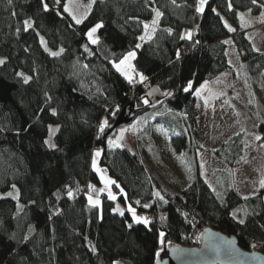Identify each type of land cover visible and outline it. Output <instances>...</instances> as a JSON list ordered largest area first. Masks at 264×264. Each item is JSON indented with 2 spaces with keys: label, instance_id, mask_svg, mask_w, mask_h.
I'll list each match as a JSON object with an SVG mask.
<instances>
[{
  "label": "trees",
  "instance_id": "16d2710c",
  "mask_svg": "<svg viewBox=\"0 0 264 264\" xmlns=\"http://www.w3.org/2000/svg\"><path fill=\"white\" fill-rule=\"evenodd\" d=\"M196 2L177 0L173 5L171 0H97L85 23L77 25L62 11L59 15L42 12L39 0H12L11 4L0 0V58L6 59L0 66V192L10 190L15 183L20 189V203L25 206L16 216V201L0 200V264H155V253L163 252L158 243L159 231L166 233L165 245L195 246L208 227L235 235L247 249L255 244L264 251V229L260 228L264 225V189L244 201L222 169L219 172L224 175V183L216 188L224 194L226 206H222L199 168L192 169L187 186L175 191L130 148L110 149L107 145L113 135L108 131L125 109L131 122L148 111L158 110L160 115L154 121L168 127L173 143L180 150H197L195 90L204 81L233 70L228 44L222 43L227 38L233 40L241 55L243 77L259 114V130L264 139V106L259 101L264 52L255 50L239 19L241 12L260 15L264 9L252 5L251 0H232L230 11L227 0H210L204 15L199 16L194 11ZM153 8L164 13L160 30L153 41L140 42L143 23L154 18ZM220 17L236 31L229 32ZM29 18L35 21V27L25 31L23 21ZM100 21L104 23L98 32L101 43L91 45L95 55H89L82 48L87 43L85 33ZM196 25L199 29L193 40H199L198 45L179 39L180 34ZM169 27L173 29L171 36L163 31ZM40 36L50 49L63 46L66 52L60 58L51 57L40 44ZM137 43H143V47L136 49L134 64L149 79L144 84L130 85L110 61L133 50ZM177 50L181 53L179 61L175 57ZM82 64L88 68L83 69ZM21 71L34 76L30 84L24 85L16 75ZM188 81L193 82L194 90L184 92L181 89ZM154 86L159 87L161 94L151 103L145 94ZM164 91L174 95L165 96ZM45 92L53 97L48 105ZM52 107L57 108V117L51 115ZM106 117L110 127L101 136L98 125ZM48 125L60 126L53 140L59 150L44 144ZM246 144L241 132L215 153L229 167H235L248 157ZM97 148L104 149L101 165L127 193L126 198L120 195L119 202L131 203L137 212L150 213L154 218L166 215V221L154 219L150 231L135 223L129 229L130 214L126 211L121 217L113 212L117 201H110L105 195L100 209L88 204V186L100 183L91 166ZM66 186L74 198L67 197ZM155 191L169 202L158 201ZM145 203L152 207L143 208ZM241 206L253 213L245 225L237 224L230 215ZM56 209L62 210L58 216L52 214ZM29 225L35 227V232L28 241H22ZM13 233L15 240L10 239ZM90 244L96 247V253L91 252Z\"/></svg>",
  "mask_w": 264,
  "mask_h": 264
},
{
  "label": "rangeland",
  "instance_id": "374dc122",
  "mask_svg": "<svg viewBox=\"0 0 264 264\" xmlns=\"http://www.w3.org/2000/svg\"><path fill=\"white\" fill-rule=\"evenodd\" d=\"M77 2L87 5L89 0H77ZM79 11H84V9L81 8ZM241 13L245 14V19L250 21L251 25L245 27L241 24L242 28L245 29L256 48L264 52V22H261V14L247 15L245 12ZM227 40L231 41L228 44L227 52L233 70L214 80L204 81L196 89L199 90L202 85H207L199 96L195 93L197 143L199 146L197 150H180L173 143L168 127L162 122L154 121L160 115L158 110L148 111L140 115L134 122L118 127L117 133L109 138L115 140L121 129H127L122 141L123 146L130 148L143 158L147 166L153 168L165 180L164 182L175 191L182 190L191 182V173L195 168H199L202 176L215 188L224 183V175L219 172L223 169L226 170V177L230 179L240 196L248 195L254 190L258 193L263 190L259 189V180L264 177V139H255L257 135L262 137L259 130V114L250 99L247 83L243 77L241 55L233 40L231 38H227ZM259 92V101L264 106V79L259 84ZM148 127L153 132L154 139L151 145L146 143L147 139L151 138L150 133L146 132ZM161 128L164 131H161ZM241 132H244L247 139L248 157L237 166L229 167L215 151L231 137ZM99 166L105 170V174L109 178L113 179L108 169L101 165V157ZM192 168L193 170H191ZM98 176L100 178V174ZM90 185L95 186L97 190L104 188L101 180L99 184L91 183ZM111 190L117 194V204L122 207L119 202L120 191L114 185H112ZM89 191L88 187V193ZM4 192L6 191L0 193ZM92 195L96 198L97 193H92ZM105 195H107L106 192L99 194L101 203ZM252 249L262 250L260 245H256Z\"/></svg>",
  "mask_w": 264,
  "mask_h": 264
},
{
  "label": "snow or ice",
  "instance_id": "6c2138e0",
  "mask_svg": "<svg viewBox=\"0 0 264 264\" xmlns=\"http://www.w3.org/2000/svg\"><path fill=\"white\" fill-rule=\"evenodd\" d=\"M12 0H9V3L11 4ZM97 2V0H89V3L87 5L84 4H80L77 2V0H66V2H62V0H39V4H40V10L44 13H48V12H55L57 15H59L61 13V11L63 13H67L71 19L75 22V24L77 25H81L84 24L85 21L88 19L93 5H95ZM51 3V6H50ZM171 3L173 5H176L177 0H171ZM210 0H197V2L194 4V11L195 13H197L199 16H203L205 11H206V7L209 5ZM251 4L252 5H257L259 8L264 9V3L259 2V0H251ZM179 6V5H177ZM227 7L228 9L231 11L233 8L232 5V0H227ZM84 9V11H79V9ZM152 11L154 12V18L151 20L150 23L145 22L143 23V34L140 35L138 37V40L140 42H150L153 41L157 31L160 30V21L161 18L163 17L164 13L161 12L159 9L157 8H153ZM211 12L215 13L216 16H220V13L217 12V10L215 8H211L210 9ZM252 9L249 8L248 12L251 13ZM14 14V13H13ZM220 19L223 21V26L229 31V32H235L236 29L233 28L227 20H224L223 17H220ZM239 19L240 22L242 24V26H251L250 25V21H247L245 19V14L244 13H240L239 14ZM261 22H264V12H261ZM23 26H24V30L27 31L29 29H33L35 27V21L31 18L29 19H25L23 21ZM104 28V23L103 21L97 22L95 23L92 27H90L87 32L85 33V36L87 38V43H84L82 45V48L84 50L85 53H88L89 55H95V53L92 51L91 45H100L101 43V38L98 35V32L100 29ZM199 29V25H196L195 29L192 30H185L182 34H180L179 39L182 41H192L193 42V46L198 45L200 43L199 40H193L194 35L196 34V32ZM20 29H17V32H19ZM164 32H166L169 36H171L173 34V29L172 28H165L163 29ZM39 42L40 44L43 46V49L46 53H48L51 57L53 58H60L65 52L66 49L63 46H60L57 50H52L49 48L48 46V42L45 40V38L43 36L39 37ZM222 43L224 44H229L231 43L230 40H224L222 41ZM143 47V43H137L134 47L133 50H129L126 53L122 54L121 57L119 59H113L110 61L111 66L115 69V71L117 73H119L121 76H123L125 78V80H127V82L132 85L134 83H140V84H144L149 78L148 76H146L143 72L138 71L135 64L133 63V61H135L137 59V51L136 49H141ZM257 52L260 51V49H255ZM175 57H176V61H179L181 59V53L179 50L176 51L175 53ZM6 63V59L4 58H0V66L4 65ZM76 63H79V60L77 59ZM170 63H172V61H170ZM76 67V64L73 65V68ZM81 67L83 69H87L88 65L87 64H82ZM16 75L18 77L21 78V81L24 85H28L30 84L33 79L34 76L33 75H28L25 74L24 72H17ZM73 75H75V72H73ZM207 85H202L201 89L199 90H195L196 95H200L201 91L206 88ZM182 91L184 92H190L193 91V82L192 81H188V83L186 84V86H184L182 89ZM99 91V89H98ZM165 96H173L174 93L172 91H167L163 93ZM45 96V105H48L52 102L53 97L48 94L47 92L44 93ZM144 103H148L147 100L144 101ZM205 103H207V101H205ZM41 111H43V109H41ZM50 113L53 117H57L59 115V112L57 110V108L52 107L50 108ZM112 115H115V112L111 113ZM110 124H109V120L108 118H104L98 125V134L99 135H103L105 133V129L109 128ZM60 131V126L56 125H48L47 126V132H48V138L46 140H44V144L47 146V148L51 149V150H59L58 145L56 143L53 142L54 137L57 133H59ZM127 131V129H121L120 133L118 135V137L113 140V139H108L107 140V145L108 147L111 148H122L123 144L122 141L124 139V134ZM161 131H164V129L161 128ZM256 140H261L262 137L261 136H256L255 137ZM104 149L103 148H97L94 153H93V157H92V161H91V166L93 168V170L100 174V180L103 182L104 184V188H101L99 190L96 189L95 186L93 185H89V193L87 195V201L88 204L91 207H95L97 209H100L101 207V200L99 199V194L106 192L107 193V198L110 201H116L118 199V196L116 193H114L111 188L112 185H116V181L109 178L106 174H105V170L102 169L99 166V160L100 157L103 153ZM205 183H208L207 180H205ZM117 188H119L120 193L126 198L127 197V193L124 192L123 188H120L119 185H116ZM208 187L212 190V192L215 194L216 198L221 202L222 206H226L225 204V199H224V194L220 191H217V189L211 184L208 183ZM66 188H68L67 190V197L69 199L74 198V193L71 190V188L69 186H66ZM10 189L9 191H6L4 193H0V200L3 199H12L13 201H16V206H17V212L15 213L16 216H19L24 209V205L20 203V189L17 187V185L15 183H12L10 185ZM259 189H264V177H262L259 180ZM92 193H97L96 198L93 197ZM153 195L157 198L158 201L162 202L163 204H167L169 201L164 197V195L161 194L160 191H155L153 193ZM258 195V192L256 190H254L252 193L248 194V195H242L241 199H243L244 201H249L252 198H255ZM57 199H59V196H57ZM30 203L35 204V201H31ZM135 203L137 205L140 204L139 200H136ZM143 208H151L152 204H148L145 203L142 205ZM127 211L128 214H130V219L131 222H129L127 224V227L129 229H131L133 227V223L137 224V225H143L147 230H151V227L153 225V221L154 219H158L159 222L163 223L164 221L167 220V216L166 215H159L158 218H153V217H149L147 215H143V214H138L137 212V208L134 207L131 203L127 204L126 207H121L119 204H117L115 206V208L113 209V212L118 214L121 217L125 216V212ZM62 212V210L60 209H56L53 211V215H60ZM253 213L250 212L249 208H247L246 206H241L235 210H233L230 215L232 217V219L239 225H245L248 218L250 217V215H252ZM183 215L185 217H187V213H183ZM100 219H102V214L99 217ZM261 229H264V225H260ZM35 232V227L33 225H29L27 228V232L26 234L22 237V241H28L31 236L34 234ZM166 237V233L165 231L161 230L158 233V243L161 246L160 250L163 251V246L166 243L165 240ZM10 239L15 240L16 239V235L15 233H13L10 237ZM230 243H234V241L230 242ZM90 250L92 253H96L97 249L94 245H89ZM252 247L255 248L256 245L252 244ZM156 257L159 258L160 257V252H156L155 253ZM115 264H120L119 261H116ZM158 264H159V259H158Z\"/></svg>",
  "mask_w": 264,
  "mask_h": 264
},
{
  "label": "water",
  "instance_id": "95a60500",
  "mask_svg": "<svg viewBox=\"0 0 264 264\" xmlns=\"http://www.w3.org/2000/svg\"><path fill=\"white\" fill-rule=\"evenodd\" d=\"M160 94L159 87L154 86L145 97L154 103ZM131 120L128 109H125L108 133L115 134L118 127L129 124ZM232 241L234 243H230ZM158 259L159 264H264V251L247 249L240 245L235 235L217 227H208L203 231L199 245H165L155 264H158Z\"/></svg>",
  "mask_w": 264,
  "mask_h": 264
},
{
  "label": "crops",
  "instance_id": "0c3cea01",
  "mask_svg": "<svg viewBox=\"0 0 264 264\" xmlns=\"http://www.w3.org/2000/svg\"><path fill=\"white\" fill-rule=\"evenodd\" d=\"M227 40V39H226ZM133 63H134V61H133ZM149 126V125H148ZM151 128L150 127H148V130H146V132L148 131L149 132V130H150ZM152 130V129H151ZM152 132V131H151ZM153 132H152V134H151V138L149 137L148 139H147V141H146V143H148V145H151L152 144V142H153ZM145 141H144V146H145ZM142 143V142H141ZM143 144V143H142ZM193 169V168H192ZM191 169V170H192ZM122 207H126V205H122Z\"/></svg>",
  "mask_w": 264,
  "mask_h": 264
},
{
  "label": "built area",
  "instance_id": "2783aa9c",
  "mask_svg": "<svg viewBox=\"0 0 264 264\" xmlns=\"http://www.w3.org/2000/svg\"><path fill=\"white\" fill-rule=\"evenodd\" d=\"M137 84V83H134ZM138 214H143V215H147L149 217H153V215H151L150 213H143V212H138ZM154 218V217H153Z\"/></svg>",
  "mask_w": 264,
  "mask_h": 264
}]
</instances>
